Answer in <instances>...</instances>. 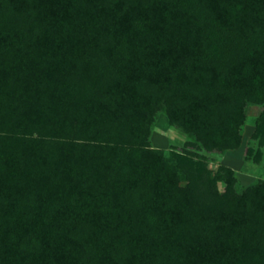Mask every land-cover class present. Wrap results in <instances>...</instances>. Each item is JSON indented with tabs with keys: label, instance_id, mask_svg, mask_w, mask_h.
I'll list each match as a JSON object with an SVG mask.
<instances>
[{
	"label": "trees",
	"instance_id": "obj_1",
	"mask_svg": "<svg viewBox=\"0 0 264 264\" xmlns=\"http://www.w3.org/2000/svg\"><path fill=\"white\" fill-rule=\"evenodd\" d=\"M250 103L264 0H0V264H264V178L201 152Z\"/></svg>",
	"mask_w": 264,
	"mask_h": 264
},
{
	"label": "rangeland",
	"instance_id": "obj_2",
	"mask_svg": "<svg viewBox=\"0 0 264 264\" xmlns=\"http://www.w3.org/2000/svg\"><path fill=\"white\" fill-rule=\"evenodd\" d=\"M264 109L261 103H250L246 107V122L242 131V142L239 147L227 149L223 155L211 150H201L208 156L207 166L215 171L219 164H225L234 169L240 185L247 186L257 179L264 178V137L249 138L255 128L254 118ZM151 144L155 148L168 149L170 146L184 147L189 140L183 130L168 122L166 115L159 112L156 116L155 126L150 135ZM253 148L248 152L249 148ZM220 183L219 188H223Z\"/></svg>",
	"mask_w": 264,
	"mask_h": 264
}]
</instances>
